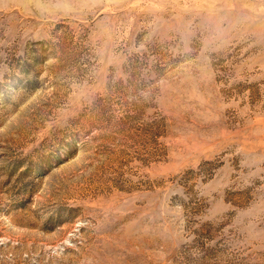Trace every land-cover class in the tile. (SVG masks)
<instances>
[{
    "label": "rangeland",
    "instance_id": "1",
    "mask_svg": "<svg viewBox=\"0 0 264 264\" xmlns=\"http://www.w3.org/2000/svg\"><path fill=\"white\" fill-rule=\"evenodd\" d=\"M0 264H264V0H0Z\"/></svg>",
    "mask_w": 264,
    "mask_h": 264
}]
</instances>
